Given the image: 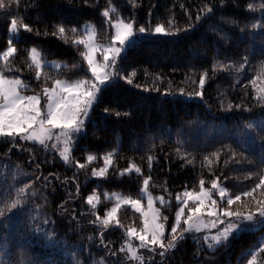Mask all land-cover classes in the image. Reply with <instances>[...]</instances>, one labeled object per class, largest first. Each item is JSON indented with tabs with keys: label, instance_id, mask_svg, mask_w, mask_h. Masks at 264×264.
Here are the masks:
<instances>
[{
	"label": "trees",
	"instance_id": "1",
	"mask_svg": "<svg viewBox=\"0 0 264 264\" xmlns=\"http://www.w3.org/2000/svg\"><path fill=\"white\" fill-rule=\"evenodd\" d=\"M4 3L8 7L0 9V52L8 46L9 22L15 17L20 24L19 37L14 39L17 51L11 59L16 69L9 73L24 79L27 92H41L44 86L43 79H37L36 66L29 56L32 46L42 51L43 58L63 63L59 69L47 68L50 83L56 78L91 76L81 55L86 53L85 46L75 41L83 35L86 21L95 24L98 40H111L113 29L102 16L105 9L112 21L119 17L126 21L135 19L137 27L161 23L173 30L168 23L171 20L180 31L172 37L145 40L119 61V72L131 77L132 84L120 80L95 105L85 128L86 135L77 138L73 162L65 164L57 152L38 143L20 141L13 146L0 139V201L10 185L20 187L36 176L41 177L34 185L37 196L10 220H0V264L10 261L95 264L110 255L104 245L117 251L121 264H142L118 251L127 245L128 229L143 227L140 212L125 205L120 207L117 219L106 227L99 222L91 223L97 215L102 220L115 202L105 191L139 197L143 180L151 177L149 190L171 204L166 209L158 203L161 213L168 217L167 226L171 227L178 208L177 194L186 189L200 190L201 180L203 187H211L214 181L223 185L232 197L250 191L259 182L264 170L259 163L261 134L255 135L252 144L250 136L241 135V129L264 110V105L256 100L264 95L261 91L264 30L252 27L262 20L259 6L264 0H4ZM250 4L256 6L255 11L249 9ZM205 5L212 7L213 12H202ZM197 15L202 18L197 20ZM24 24L32 31L24 30ZM60 24L65 27L64 34L58 31ZM73 27L76 33L71 32ZM245 57L247 64L237 71ZM226 64L235 67L226 69L223 67ZM133 72L135 76H131ZM202 75L203 98L196 95L201 91ZM221 102L224 108L220 107ZM228 103L239 104L241 108L227 110ZM105 108L109 110L107 113ZM111 150H115L113 165L104 177H93L92 168L101 165L103 155ZM89 153L98 159L82 169L76 167ZM131 164L138 166L140 173H121ZM43 177H48L47 187L42 185ZM97 190L101 201L93 210L87 197ZM241 196L245 200L264 198V190L257 189L250 197ZM61 204L67 212L62 211ZM44 219L52 223L42 224ZM263 233L264 228L260 227L239 232L217 251L203 253L189 237L177 250L168 253L164 264H197V260L199 264H247L251 259L249 251L261 244ZM152 258L160 264L158 255ZM115 259L105 260V264H114ZM261 260L258 256L257 264Z\"/></svg>",
	"mask_w": 264,
	"mask_h": 264
},
{
	"label": "snow or ice",
	"instance_id": "2",
	"mask_svg": "<svg viewBox=\"0 0 264 264\" xmlns=\"http://www.w3.org/2000/svg\"><path fill=\"white\" fill-rule=\"evenodd\" d=\"M134 2V0H133ZM4 0H0V9H7ZM183 7V5H181ZM250 10L255 11L256 6L253 4L248 5ZM260 9L262 11V20L258 23H253V28H260L264 30V4H261ZM205 14L213 12V8L210 6H203L201 9ZM10 14V13H9ZM151 15V12L149 13ZM102 16L106 22L111 25L114 29V35L111 37V43L107 46H100L99 54L103 57V63L96 60V53L98 51L97 46L92 43L91 38L88 41L83 39L75 41L76 44H83L87 48L86 53H82L84 61L87 63V70L91 73L93 80L89 81L86 79H77L74 82L61 81L57 79L55 84L49 88H43V96L31 95L25 96L21 94V89L27 90V86L23 85V81L18 77L9 79L3 72H0V139L5 144L17 145L20 141L25 143L31 142L33 145L39 144L42 148L47 149L48 141L55 140L57 143L52 145L53 148L58 146V143L62 140L64 148L60 151L59 155L65 164L69 163V152L68 145L72 143L73 137L86 135V121L91 120V110L96 104L100 103L106 92L111 89L114 85L118 84L120 80H125L128 84H132V79L129 76H121L117 70V59L123 61L130 50L136 48L141 42L152 39L156 36L172 37L177 35L180 29L176 28V25L169 20L168 23L171 29H166L164 24L157 23L154 27H147L145 25L136 26L135 19H117L114 22L109 18V11L105 9L102 12ZM202 17L197 15V20ZM191 25H189V28ZM24 30L31 32L27 24L23 25ZM60 34L65 33V27L63 24L57 26ZM20 29L18 20L14 17L9 22V33L12 35L7 41V49L0 52V60L8 62L9 57H12L16 53L17 49L14 46V40L12 37L17 36ZM72 33H76L75 27L71 28ZM53 35H56L54 32ZM123 54V55H122ZM37 69L41 67L40 61L37 59V49L32 48L29 53ZM247 57L244 58V63H241L237 68V71L244 69L247 64ZM226 69H232L235 67L231 64L223 65ZM133 72L131 76H135ZM206 75V74H205ZM37 79H39V72L36 73ZM254 83V81H253ZM205 85V76L202 75L199 79V86L201 91L196 92L197 96L203 98V89ZM147 90V89H145ZM159 91V89H155ZM264 92V89L261 90ZM170 93H165V95ZM183 95V90H181ZM44 99L46 102V111L41 112L40 101ZM259 104L264 105V95L256 97ZM221 108H224L223 103L220 104ZM235 107L240 109L241 105L232 103L227 104V110H231ZM105 113L109 110L104 109ZM128 113H125L127 115ZM120 115L119 112L116 113ZM258 129V133H254L253 130ZM54 130H59L54 131ZM261 134L260 143V155L259 163L264 165V110L261 111L258 117L251 120L248 125L241 129L242 136H250L252 144H255V135ZM247 150V149H245ZM231 151V150H230ZM111 155L105 157V166L99 171L93 169L92 175L94 177H104L107 173L108 167L111 163ZM94 156L89 155L88 161H93ZM149 164V171H151V158ZM234 163H240L239 160H234ZM251 163V161H250ZM78 168H84L83 164H76ZM131 167L126 171H131ZM39 169V165H37ZM140 168H135L136 173H140ZM49 173V176H52ZM28 179H31L30 177ZM59 180V177H55ZM143 180L144 188L142 189L141 195L147 197L148 212H143L141 209L140 199H131L126 197L118 198V202L109 212H105L104 219L101 220L100 216H96V220L91 223H101L103 226L109 224V218L114 217L117 213V209L120 207V201L129 204L136 212H140L143 216L144 227L140 232L135 229H128L127 235L134 237L139 241V248L147 250L152 256L160 257V264H164L168 258V253L173 250H177L184 242L192 237V242L197 246L199 252L205 251L215 252L220 247L226 245L235 233L249 231L257 227L264 228V202H258L259 207L255 211H249L244 213L240 210L231 211L229 208L236 201L241 199V195L250 197L252 193L257 189L264 190V170L260 173L259 182L254 185L250 191H245L241 194L236 195L234 198L229 195L226 197V189L224 187L217 188L216 182L212 184V188L216 190L220 197V203L217 200L211 199V195L203 187L204 182L200 181L199 193L188 191L187 189L182 194H177L176 201L178 208L175 211V223L171 226V232L168 237L164 235L165 224L168 217L163 215L159 208H155L154 199H158L159 204L163 208H170L171 204L168 203L163 196L154 198L148 191L149 180ZM36 181H41L40 176H36L35 180L31 183H23L20 187H13L10 185L5 192L4 200L0 201L3 203V207H0V220H10L17 212H20L25 208L32 197L37 196V192L34 190ZM48 177H43V187L48 186ZM17 183H22L17 181ZM77 191L79 188L77 187ZM205 200L209 201L208 216L214 217L212 221V227L216 229L214 235H204L202 237L195 234L200 233L201 224L197 214L201 213V210L205 207ZM189 201H192L194 206L189 207ZM99 203V196L96 194L89 195L87 197V204L96 209ZM227 207H222L223 204ZM63 212H67L68 209L64 204L60 205ZM247 207V205H245ZM187 208V219L184 224L187 227H183L178 234V228H181V218L185 214ZM222 208V210H221ZM196 217V220H194ZM75 217L73 216V219ZM52 221L44 219L42 224H49ZM223 225V227H218ZM40 229H37L39 231ZM46 236L48 234L46 233ZM51 239V236H48ZM91 239V237L89 238ZM167 240V243H165ZM101 244H104L103 233L101 234ZM104 247L108 250L109 256L105 259L95 262V264H105V260L115 257L114 264H121V260L117 256V251L108 249L107 245ZM159 249V251H157ZM256 251L250 250L248 255L251 259L248 260L247 264H257L258 256L262 258L261 264H264V244H258ZM120 253L128 255L131 253L132 260L141 261L142 264H156L155 259L152 256L149 257L148 261H143V258L136 255V251L132 248L129 243L126 246H121L118 250ZM10 264L14 262L10 261ZM29 264H35L34 261H29ZM199 264V260H197ZM207 264V262H206Z\"/></svg>",
	"mask_w": 264,
	"mask_h": 264
},
{
	"label": "rangeland",
	"instance_id": "3",
	"mask_svg": "<svg viewBox=\"0 0 264 264\" xmlns=\"http://www.w3.org/2000/svg\"><path fill=\"white\" fill-rule=\"evenodd\" d=\"M117 19H121V17H119ZM117 19H115V20H117ZM115 20H113V22ZM82 31H83V35L78 40L83 39L85 41H88L89 38H91L92 43H94L97 46V48H98V51L96 53V60L98 62H100V63H103V57L99 54V48H100V46H107L108 44L111 43V40L110 41L109 40L108 41H100V40H98V38H97V29H96L95 24L92 21H86L83 24V26H82ZM11 35L12 34L10 33V36ZM113 35H114V29H113ZM18 37H19V32H18L17 36H14L12 38L14 40L15 38H18ZM32 48H36L37 49V53H38L37 59L40 61L41 67L39 69H37V68L36 69H37V72H39V78L43 79V81H44L43 88L44 87L51 88L55 84V81L57 79H59L61 81H68V82H74L77 79H86V80H89V81L93 80V77L91 75L90 77H78V78H74V79L56 78V79L53 80V82L50 83L49 82L50 81V79H49L50 78V74H49L47 68L48 67H51V68L59 69V68H61V66L63 65V63L60 62V61H57L55 59H45V58H43L42 51L37 46L30 47L29 53L31 52V49ZM6 49H7V47L3 51H5ZM85 51L87 52V48L86 47H85ZM15 54L16 53H14L13 56ZM13 56L12 57H9L8 62H4L3 60H0V72H3L9 79H11L13 77H18L19 79H21L23 81V85H26L27 86L26 82L24 81V79L21 76H15V75H11L9 73V72H12V71H14L16 69L15 66L13 65V63L11 62V59L13 58ZM30 59L32 60L31 56H30ZM119 61H120V59L118 58L117 59V70L118 71H119ZM32 62H33V60H32ZM33 64H35V63L33 62ZM120 75L123 76L122 73H120ZM21 94L22 95H25V96H31V95H40V96H43V90L41 92H27L26 90H23V88H22L21 89ZM38 107H40L42 113H44L46 111V102H45L44 99H41L40 105H38ZM92 110H91V113H90L91 116H92ZM88 122L89 121H86V125H87ZM54 131H57L58 132L59 130H54ZM77 138L78 137H73L72 138V143L68 145L69 152L67 153V155L69 156V163H71V162L74 161L73 158H72V155H73V150L75 149L76 144H77ZM54 143H57V141H55V140L48 141L47 142V144H48V147L47 148H49V149H51V150H53V151H55V152H57L59 154L60 151H62L63 148H64V143L61 140L58 143V146L56 148H53L52 145ZM109 153H112V155H111V163H110V165L108 167V170L110 169V167L114 163V153H115V150H111V151H108L107 153H105L103 155V162H102V164L99 165V166H95L94 168H92V171H93V169L99 171L101 168H103L105 166V157L108 156ZM89 155H92V156L95 157V159L93 161H95V160L98 159L95 154L89 153V154H87L85 161H78L76 164H83L84 166H86L87 164L93 162V161H88L87 160V157ZM130 166H132L131 167V171H126L127 169H129ZM130 166L127 167V168H125V169H123L121 171V173L124 174V173H129V172L135 171V168L138 167V166H136L134 164H131ZM108 170H107V172H108ZM216 185H217V188L224 187L223 185H220L218 183H216ZM143 188H144V185L142 186V189ZM142 189H141V192H142ZM204 189L210 193L211 199L217 200L218 204L220 203V197H219L218 193L216 192V190L212 188V186L211 187H204ZM148 191L152 194V196L154 198H158V197L162 196V195H156V194H154L153 192H151L149 190V188H148ZM199 191L200 190H198V191H192V192L199 193ZM183 192H181L179 194H182ZM99 193H100V191L97 190V192L94 193V194H96V195L99 196V202H100L101 199H100ZM105 193H106V196L107 197L113 198L115 200L114 204L107 210V212H109L113 207L116 206V204L118 202V198H120V197H126V198H131V199H140L141 200V209H142V211L143 212H148L149 211L148 210V206H147L148 205V202H147V197L146 196H142L140 194L139 197H132V196L123 195L122 193L117 192V191L116 192L105 191ZM225 195L227 197L230 194H228V191H226V194ZM258 202H264V198H257V197H255V198L250 199V200H245L241 196V199L239 201H236L233 205H231V207L229 208V210H231V211L240 210V211H242L244 213H248L249 211H255L256 208L259 207V203ZM158 203H159L158 202V199H154V205L153 206L155 208H159L160 209ZM125 205L126 206H130L129 204L124 203L123 201H120V207L125 206ZM245 205H247V207H245ZM188 206L189 207L194 206L193 202L192 201H189ZM120 207L117 209L116 215L114 217L109 218V222L117 219V215H118V211H119ZM222 207H227L226 203L223 204ZM208 209H209V201L208 200H205V207L201 210V213L197 214V217L199 218V222L201 224V231H200V233H198V235H203V236L204 235H214L216 233V229L212 227V221H213L214 217L208 216V214H207ZM221 210H222V208H221ZM160 211H161V209H160ZM186 219H187V208L185 210V214L181 218V228H178V234L180 233V231L182 230L183 227H187V225L184 224V221ZM194 220H196V217H194ZM164 224H165L164 235H165V237H168L167 236V231H168V229H171V227H168L166 222H164ZM143 227H144V225H143ZM143 227L140 230H136V229L135 230L137 232H140L143 229ZM218 227H223V225H218ZM170 232H171V230H170ZM235 234H237V233H235ZM260 241H261V244H264V233L261 235ZM129 243L132 245V248L136 251V255L137 256H140L143 259L152 256V254L149 253L147 250L139 248V241L137 239H135L134 237H129L127 244H129ZM165 243H167V240H165ZM256 250L257 249H255L254 251H256ZM139 251H141V253H139ZM157 251H159V249H157ZM123 255L126 256V257H129L131 259V253H129L128 255H125V254H123Z\"/></svg>",
	"mask_w": 264,
	"mask_h": 264
}]
</instances>
